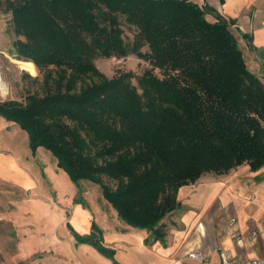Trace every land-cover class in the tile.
I'll use <instances>...</instances> for the list:
<instances>
[{"label": "trees", "instance_id": "16d2710c", "mask_svg": "<svg viewBox=\"0 0 264 264\" xmlns=\"http://www.w3.org/2000/svg\"><path fill=\"white\" fill-rule=\"evenodd\" d=\"M199 2L6 0L23 37L14 55L34 63L43 92L0 100V116L27 133L32 152L49 150L76 185L99 184L118 218L154 239L181 186L264 165V83L229 23L208 21ZM121 21L134 29L130 46ZM129 54L150 66L136 84L130 71L108 78L94 64ZM68 228L113 258L96 223L88 234Z\"/></svg>", "mask_w": 264, "mask_h": 264}, {"label": "crops", "instance_id": "0c3cea01", "mask_svg": "<svg viewBox=\"0 0 264 264\" xmlns=\"http://www.w3.org/2000/svg\"><path fill=\"white\" fill-rule=\"evenodd\" d=\"M200 3L208 21L229 23L247 68L264 83V0ZM82 183L72 182L49 150L39 146L32 152L27 133L0 116V191L17 197L11 201L18 220L23 213H31L32 221L46 224L49 238L54 229L56 238L75 241L79 252H84V264H219L220 248L239 260L264 258V165L252 170L243 163L226 174L206 173L181 186L178 206L160 221L162 239H154L146 228L126 224L106 201L110 213H97ZM54 201L57 208L51 211ZM229 220H234L231 227ZM93 222L102 230L104 245L114 251L113 258L78 243L68 228L88 234ZM229 229L238 239L229 235ZM34 233L30 230L27 235L36 238ZM192 251H200L203 259L189 257Z\"/></svg>", "mask_w": 264, "mask_h": 264}, {"label": "rangeland", "instance_id": "374dc122", "mask_svg": "<svg viewBox=\"0 0 264 264\" xmlns=\"http://www.w3.org/2000/svg\"><path fill=\"white\" fill-rule=\"evenodd\" d=\"M11 17V12L6 9V0H0V78L7 86V94L2 96L0 93V100L13 99L24 102L28 94L43 92L40 87L42 76L37 67L36 73L31 74L22 69L17 62L22 59L14 55L12 43L23 37L14 32ZM121 25L123 40L130 46L134 29L123 21ZM94 64L108 78L122 71L132 72L133 84H136L134 76L141 75L146 68L150 67L146 61L137 58L134 54L123 58L98 57L94 60ZM88 152L93 156L92 149ZM102 180L107 185H113V182L106 178ZM81 185L83 190L90 192L91 204L96 212L109 214L110 211L105 209L107 205L104 203L100 185L89 181H83ZM5 192L0 191V264H84V252H79L75 241L69 243L68 240L56 238L57 233L54 229L52 237L49 238L46 224L32 221L31 213H23V217L18 220L16 212L14 213L16 206L11 201L17 197L6 196ZM30 194L28 192L27 195ZM56 205L57 202H50L51 211L57 208ZM30 230L36 232L34 233L36 238L28 237Z\"/></svg>", "mask_w": 264, "mask_h": 264}, {"label": "built area", "instance_id": "2783aa9c", "mask_svg": "<svg viewBox=\"0 0 264 264\" xmlns=\"http://www.w3.org/2000/svg\"><path fill=\"white\" fill-rule=\"evenodd\" d=\"M199 4L200 6H202L201 5L202 3L199 2ZM233 223L234 220H229L228 226L231 227ZM229 230H228L229 235L234 239H238L236 232ZM218 255H219V264H264V258H249L247 260L235 259L232 256V254L225 248H220L218 250ZM188 256L194 259H199V260L203 259V254L200 251H192L188 254Z\"/></svg>", "mask_w": 264, "mask_h": 264}, {"label": "bare ground", "instance_id": "6f19581e", "mask_svg": "<svg viewBox=\"0 0 264 264\" xmlns=\"http://www.w3.org/2000/svg\"><path fill=\"white\" fill-rule=\"evenodd\" d=\"M19 62V65L22 69H25L31 74L36 73V66L32 61H23V60H17ZM0 93L2 96H5L7 94V86L0 78Z\"/></svg>", "mask_w": 264, "mask_h": 264}]
</instances>
